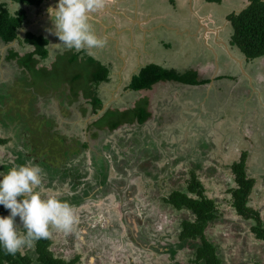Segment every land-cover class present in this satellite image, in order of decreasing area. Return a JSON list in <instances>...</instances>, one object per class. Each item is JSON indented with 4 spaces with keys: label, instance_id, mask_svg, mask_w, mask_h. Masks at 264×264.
Here are the masks:
<instances>
[{
    "label": "rangeland",
    "instance_id": "374dc122",
    "mask_svg": "<svg viewBox=\"0 0 264 264\" xmlns=\"http://www.w3.org/2000/svg\"><path fill=\"white\" fill-rule=\"evenodd\" d=\"M49 1L40 8L25 7L28 21L20 33L22 38L26 31H32L51 39L50 55L39 65L49 69L46 79L35 80L8 58L12 49L24 55L32 50L31 46L18 41L0 44V138L7 140L0 145V174L19 164L14 151L22 148L24 142L45 148L37 155L40 160L62 165L66 161L58 136H63L70 147L77 148L78 142L89 145L80 158L86 156L80 170L85 172V168L88 175L75 187L77 191L96 186L100 169L108 173L111 184L110 191L97 190L82 203L72 204L77 224L70 233L52 230L49 238L54 255L65 261L79 258L76 264H189L193 243L176 254L171 253L169 246L174 244L175 248L181 222L190 213L174 210L165 199L176 190H185L191 172L195 171L206 196L215 201L220 212L219 219L206 233L218 247L223 264H264V242L251 231L253 222L236 213L230 191L236 186L231 166L247 152V170L256 180L249 206L259 211L264 220V93L261 100L251 98V106L236 116L217 110L178 115V133L173 136V132L164 134L158 129H137L134 122H128L136 109L122 115L127 112L126 107L139 103L125 88L131 81V68L122 67L126 42L119 18L124 24L125 15L108 10L107 19L101 10L94 11L89 23L97 36L105 40L104 46L67 50L59 41L55 25L49 26L50 12L59 1ZM1 2H7L13 13L22 8L11 0ZM113 16L118 22H114ZM128 24L137 29L130 20ZM126 33L130 40L128 49L136 54L132 44L136 45L137 35ZM59 52L62 54L57 55ZM95 61L107 68L110 79L96 89L104 107L97 113L90 82L94 66L91 62ZM256 64V73L263 74L264 62ZM75 75L82 76L73 83ZM259 84L264 87L263 82ZM105 112H110L109 119L104 117ZM117 118L123 123L112 131L108 124ZM71 166L74 163L68 164ZM47 178L43 169L42 184L37 190L45 198L58 195L65 200L76 194L71 189L70 177L65 183L59 178ZM16 223L22 227L19 217ZM33 250L34 246L20 251L33 255Z\"/></svg>",
    "mask_w": 264,
    "mask_h": 264
},
{
    "label": "crops",
    "instance_id": "0c3cea01",
    "mask_svg": "<svg viewBox=\"0 0 264 264\" xmlns=\"http://www.w3.org/2000/svg\"><path fill=\"white\" fill-rule=\"evenodd\" d=\"M249 5L248 0H223L220 4L206 0H104V7L100 10L107 19L110 18L108 10L114 14L125 15L124 24L121 17H118L126 42L122 67L125 66L126 70L131 68V81L136 73L139 74L142 68L150 64L178 74L194 72L201 81L196 85L161 81L152 89L142 91L129 89L130 81L125 88L131 97H137L139 103L133 108L126 107L127 112L122 114L136 109L147 112L148 118L141 124L134 117L128 122H134L138 126L137 129H158L165 132L164 134L173 132V136L178 133V115L187 116L194 110L199 113H202V110L205 113L217 110L236 116L251 106V98L261 100L264 87L259 83H264V73H256V62H264L261 60L263 57L249 59L232 43L233 27L229 20L231 15L241 13ZM50 8L49 10H53ZM50 13L53 14V11ZM50 18L52 22L49 26L54 27V17ZM111 18L118 22L115 16ZM128 20L133 22L137 29L130 27ZM129 31L137 35L136 45L132 44L136 54H132L128 49L130 40L126 32ZM48 39L50 55L52 42ZM0 44L5 45L3 42ZM67 50L65 48L63 53ZM60 53L62 54L59 52L57 55ZM109 81L110 79L94 86L98 97L96 89ZM262 106L264 107V104ZM160 115L165 117L164 120L158 118ZM169 136L166 138L170 141Z\"/></svg>",
    "mask_w": 264,
    "mask_h": 264
},
{
    "label": "trees",
    "instance_id": "16d2710c",
    "mask_svg": "<svg viewBox=\"0 0 264 264\" xmlns=\"http://www.w3.org/2000/svg\"><path fill=\"white\" fill-rule=\"evenodd\" d=\"M46 0H11V2L20 4L22 8L16 12H11L7 2L0 3V42L5 45H11L18 41L24 46H31L32 50L24 55L14 49L9 53L8 58L15 60L20 68L28 72L35 80L46 79L49 69L39 67L41 62L46 61L49 57L50 41L43 35H37L32 31H26L24 39L20 36L24 26L28 21L27 8H40ZM209 3L220 4L223 0H206ZM250 5L241 13L231 15L229 17L233 27L232 43L237 46L242 53L249 59H257L264 57V0H248ZM27 7V8H25ZM75 64L76 62H69ZM94 64L93 72L90 75L92 86H98L100 83L108 81L109 71L101 62H91ZM82 75H75L72 82H76ZM161 81H177L186 84L196 85L201 81L198 80L197 74L188 72L186 74H178L172 70H166L161 66L150 64L135 75L129 85V89L134 91L150 90L154 85ZM92 98L94 111L97 113L102 109L103 101L97 96L94 90ZM88 97V96H87ZM124 114V113H123ZM122 114V115H123ZM110 112L104 117L110 118ZM121 115V114H120ZM125 115V114H124ZM123 115V116H124ZM134 118L138 123H143L148 118L147 112L137 110ZM122 119H112L108 128L112 131L121 126ZM62 145V156L65 163L62 165H52L45 160L37 157L40 150L45 149L39 145H32L30 142H24L22 148L14 151L17 154L18 165L36 164L43 167L48 174L47 180L54 181L59 178L65 183L68 177L71 178V189L76 190L73 196L65 198V201L71 205L82 203L86 197L91 196L97 190L110 191L111 184L108 183V173L100 169L98 171V179L96 186H88V189L77 191V186L82 184V180L88 175L81 172L82 163L87 160L86 156L81 155L89 147L88 143L78 142V147H70L67 138L58 136ZM7 140L0 138V145L6 144ZM74 146V145H73ZM54 148V147H53ZM52 148V149H53ZM78 159V162H75ZM85 159V160H83ZM95 163L97 159L94 158ZM248 153L244 152L238 162L232 164L231 169L235 175L236 186L231 191L232 206L236 213L245 221H252L251 231L255 237L264 242V220L261 218L259 211L249 206L250 198L256 185V180L252 178L247 170ZM74 163V166L68 167V164ZM77 163V164H76ZM202 167V165H200ZM81 169V170H80ZM97 171V169H96ZM82 179V180H81ZM88 184V183H87ZM76 187V188H75ZM195 195L192 197L190 195ZM165 203L176 211H187L190 213L188 218L182 220L178 242L171 244L170 251L176 254L191 244L194 249L189 252V264H223L219 256L218 247L207 236V229L219 219V210L214 200L209 199L205 194V188L195 171L191 172V179L185 190H176L165 199ZM9 210L0 205V216H7ZM21 231L23 229L21 228ZM33 255L23 254L18 251L14 255L7 254L0 248V264H76L79 258L72 261H65L57 258L51 250L52 240L41 238L33 244Z\"/></svg>",
    "mask_w": 264,
    "mask_h": 264
},
{
    "label": "clouds",
    "instance_id": "9594fccd",
    "mask_svg": "<svg viewBox=\"0 0 264 264\" xmlns=\"http://www.w3.org/2000/svg\"><path fill=\"white\" fill-rule=\"evenodd\" d=\"M104 7V0H59L53 11L59 40L67 49L76 51L104 46L89 21L90 14ZM43 169L36 164L13 166L0 174V205L9 210L0 216V248L14 255L35 241L48 238L52 230L70 233L77 224L73 206L58 197L42 196ZM19 217L22 227L17 225ZM23 229L21 231L20 229Z\"/></svg>",
    "mask_w": 264,
    "mask_h": 264
},
{
    "label": "flooded vegetation",
    "instance_id": "af4514ba",
    "mask_svg": "<svg viewBox=\"0 0 264 264\" xmlns=\"http://www.w3.org/2000/svg\"><path fill=\"white\" fill-rule=\"evenodd\" d=\"M99 191V190H98Z\"/></svg>",
    "mask_w": 264,
    "mask_h": 264
}]
</instances>
